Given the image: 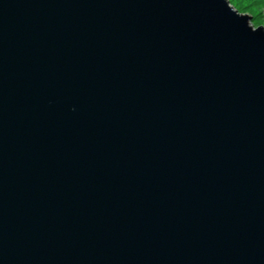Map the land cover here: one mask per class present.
<instances>
[{"label":"water","instance_id":"95a60500","mask_svg":"<svg viewBox=\"0 0 264 264\" xmlns=\"http://www.w3.org/2000/svg\"><path fill=\"white\" fill-rule=\"evenodd\" d=\"M0 264H264V28L0 0Z\"/></svg>","mask_w":264,"mask_h":264},{"label":"rangeland","instance_id":"374dc122","mask_svg":"<svg viewBox=\"0 0 264 264\" xmlns=\"http://www.w3.org/2000/svg\"><path fill=\"white\" fill-rule=\"evenodd\" d=\"M228 3L239 14L249 17L252 28H264V0H228Z\"/></svg>","mask_w":264,"mask_h":264}]
</instances>
